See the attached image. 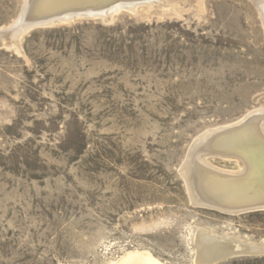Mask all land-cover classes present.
Wrapping results in <instances>:
<instances>
[{
	"label": "rangeland",
	"instance_id": "1",
	"mask_svg": "<svg viewBox=\"0 0 264 264\" xmlns=\"http://www.w3.org/2000/svg\"><path fill=\"white\" fill-rule=\"evenodd\" d=\"M164 1L176 13L38 25L18 51L0 45V264H116L135 250L191 264L201 228L264 246V210L198 207L179 172L196 136L264 108L259 13ZM23 3L0 0V27Z\"/></svg>",
	"mask_w": 264,
	"mask_h": 264
},
{
	"label": "bare ground",
	"instance_id": "2",
	"mask_svg": "<svg viewBox=\"0 0 264 264\" xmlns=\"http://www.w3.org/2000/svg\"><path fill=\"white\" fill-rule=\"evenodd\" d=\"M250 1L264 28V0ZM155 8L163 14L176 13L174 6L164 0H24L17 19L0 27V45L18 51L23 35L38 25L53 26L80 18H99L108 24L119 12L137 16L140 10L147 15ZM214 157L235 161L236 167L216 166L209 161ZM180 166L189 199L198 207L229 215L264 210V108H253L234 122L196 136ZM206 230L201 228L194 235L191 264H216L234 255L264 253L262 243L243 241L236 236L225 238ZM116 264L166 263L148 251L135 250L124 254Z\"/></svg>",
	"mask_w": 264,
	"mask_h": 264
},
{
	"label": "water",
	"instance_id": "3",
	"mask_svg": "<svg viewBox=\"0 0 264 264\" xmlns=\"http://www.w3.org/2000/svg\"><path fill=\"white\" fill-rule=\"evenodd\" d=\"M239 255H248V254H239ZM239 255H234V256H239ZM252 255V254H251ZM234 256H232V257H234Z\"/></svg>",
	"mask_w": 264,
	"mask_h": 264
}]
</instances>
